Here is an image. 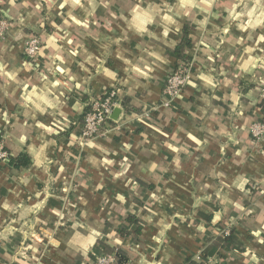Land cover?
Segmentation results:
<instances>
[{
	"label": "crops",
	"instance_id": "obj_1",
	"mask_svg": "<svg viewBox=\"0 0 264 264\" xmlns=\"http://www.w3.org/2000/svg\"><path fill=\"white\" fill-rule=\"evenodd\" d=\"M0 17V143L31 158L0 163V264H87L107 244L125 264H183L231 229L203 257L264 264V134L249 130L264 121V0H0ZM184 25L189 78L168 98ZM112 88L117 118L82 141Z\"/></svg>",
	"mask_w": 264,
	"mask_h": 264
},
{
	"label": "built area",
	"instance_id": "obj_2",
	"mask_svg": "<svg viewBox=\"0 0 264 264\" xmlns=\"http://www.w3.org/2000/svg\"><path fill=\"white\" fill-rule=\"evenodd\" d=\"M10 25L7 18L0 17V39L6 34ZM41 48L40 39L37 36H31L25 43L23 53L27 59H32L39 52ZM190 64L180 62L174 67L173 71L168 75L163 94L166 97H171L180 92L187 84L189 78ZM258 97L264 102V83H262L258 90ZM120 99L117 89H109L104 92L101 97L94 99L89 106V109L84 112L82 117L81 129L78 137L82 141H89L97 135L101 134L102 129L108 124L110 114L113 109L120 107ZM251 137L258 141L264 134V121L259 120L253 122L250 127ZM7 152L3 149L0 143V162L6 160ZM197 264H210L209 259L198 254L194 257ZM113 252H95L89 259L87 264H114Z\"/></svg>",
	"mask_w": 264,
	"mask_h": 264
},
{
	"label": "trees",
	"instance_id": "obj_3",
	"mask_svg": "<svg viewBox=\"0 0 264 264\" xmlns=\"http://www.w3.org/2000/svg\"><path fill=\"white\" fill-rule=\"evenodd\" d=\"M188 33H189V28L187 25H184L182 29V39L179 42V44L173 49V54L175 55V58L177 61H180V62L187 61L186 56L184 54V50L190 46V41L188 39ZM6 160L12 169H19L21 167H27L31 163V158L25 152L19 153L16 157H12L9 154H7ZM125 222L126 223H137V219L133 216H127L125 219ZM117 233L121 236H124L126 234V230L124 228H120L119 230H117ZM231 242H235L234 232L232 229L229 230L227 233H223L222 235L217 236L214 240H212L210 245L206 246L201 251V255L202 256L206 255L211 245H215V246L222 248L226 244L231 243ZM104 252L114 253V259H115L114 264H125L127 262V259L124 256H122L120 253L115 251L113 246H110L108 244L105 245ZM183 264H197V263L194 258L188 257L184 260Z\"/></svg>",
	"mask_w": 264,
	"mask_h": 264
},
{
	"label": "water",
	"instance_id": "obj_4",
	"mask_svg": "<svg viewBox=\"0 0 264 264\" xmlns=\"http://www.w3.org/2000/svg\"><path fill=\"white\" fill-rule=\"evenodd\" d=\"M118 112H119V109L118 108H114L112 113H111V117L116 119L117 118L116 116L118 115Z\"/></svg>",
	"mask_w": 264,
	"mask_h": 264
},
{
	"label": "rangeland",
	"instance_id": "obj_5",
	"mask_svg": "<svg viewBox=\"0 0 264 264\" xmlns=\"http://www.w3.org/2000/svg\"><path fill=\"white\" fill-rule=\"evenodd\" d=\"M23 49H24V47H23Z\"/></svg>",
	"mask_w": 264,
	"mask_h": 264
}]
</instances>
